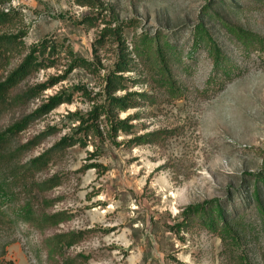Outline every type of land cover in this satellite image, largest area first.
<instances>
[{"label": "rangeland", "instance_id": "obj_1", "mask_svg": "<svg viewBox=\"0 0 264 264\" xmlns=\"http://www.w3.org/2000/svg\"><path fill=\"white\" fill-rule=\"evenodd\" d=\"M4 14L0 34L22 43L0 81L26 56L42 64L0 111L16 172L0 197V264H264L248 175L264 168V0H0ZM201 22L218 65L211 41H195ZM123 52L129 68L115 71ZM111 72L134 107L110 117L129 127L113 135L102 114L103 136L85 134ZM217 200L233 237L188 208Z\"/></svg>", "mask_w": 264, "mask_h": 264}, {"label": "trees", "instance_id": "obj_2", "mask_svg": "<svg viewBox=\"0 0 264 264\" xmlns=\"http://www.w3.org/2000/svg\"><path fill=\"white\" fill-rule=\"evenodd\" d=\"M6 16L4 14L3 16ZM197 36L195 41L202 42L204 40V35L207 40L211 41V45H213L215 51V64L220 63V55L221 49L219 45L216 43L213 35L209 32L205 23L201 22L197 27ZM202 32V33H200ZM20 41V42H19ZM22 43L19 36L16 34H0V69L5 68L11 61L13 53L15 49L19 47ZM158 49L160 51L162 61H165V56L162 54V50L160 45L158 44ZM123 52L121 55V59L118 61L116 70H126L129 68L126 55ZM41 62H38L36 59L32 58V55L26 56L23 62L14 70L10 75L5 79L0 81V111L3 110L10 102V94L11 91L35 68H39ZM120 65V66H118ZM167 65L163 68L164 71L168 70ZM107 89L111 90L109 98L103 105H97L94 109L89 113L87 117L81 116L80 121L81 124L78 129L85 134H89L91 132L93 135L103 136V133L100 129L99 123L97 122L100 115L104 114L109 118V131L114 135L117 134L119 129H128L127 120L115 121L110 117V114L115 112L116 108H121L122 110H127L131 107V100L126 97H114L113 93L120 89L118 87L123 81L121 77H119L115 72H111L107 76ZM21 123L16 126H20ZM12 129L5 133H0V197H8L13 188L12 182L14 179V175L16 172H10V169L6 167V149L7 145L11 140ZM113 138V137H112ZM73 139L64 138L62 142L59 144V147L71 142ZM73 142V141H72ZM46 160V154H43L39 157L32 159L29 162L28 169H30V165L38 166L39 164H43ZM25 171V170H24ZM26 174V171L25 173ZM253 180V190L251 191L250 197L253 199L255 206L257 209L264 214V168H262L256 174H248ZM209 201L204 203L190 205L188 208L190 211H200L202 210L206 217L204 219L205 224L210 227L212 230L219 231L222 235L231 236L235 235V230L238 228L236 224L233 223L231 217L227 214V210L223 205L217 200L215 203L208 205ZM18 218L23 220H30L29 210L25 207H20L15 211Z\"/></svg>", "mask_w": 264, "mask_h": 264}]
</instances>
